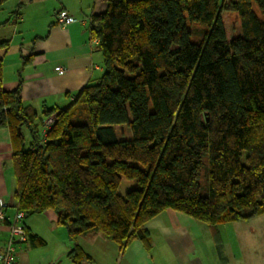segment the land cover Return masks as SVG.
I'll use <instances>...</instances> for the list:
<instances>
[{
    "label": "trees",
    "instance_id": "obj_1",
    "mask_svg": "<svg viewBox=\"0 0 264 264\" xmlns=\"http://www.w3.org/2000/svg\"><path fill=\"white\" fill-rule=\"evenodd\" d=\"M89 31L104 73L44 111L56 115L46 137L19 90H4L0 54V128L21 141L16 211L57 210L76 264L93 262L79 237L148 245L146 224L165 209L213 229L263 215L264 0H108ZM124 178L139 186L122 195Z\"/></svg>",
    "mask_w": 264,
    "mask_h": 264
},
{
    "label": "crops",
    "instance_id": "obj_2",
    "mask_svg": "<svg viewBox=\"0 0 264 264\" xmlns=\"http://www.w3.org/2000/svg\"><path fill=\"white\" fill-rule=\"evenodd\" d=\"M107 1L8 0L0 9L4 90H19L23 105L38 114L40 127L44 111L69 107L85 86L103 75V54L98 40L91 39L89 26L95 14L107 10ZM62 9L75 17L66 27L56 19ZM58 67L66 72L59 74ZM23 133L29 145L30 132L23 128ZM20 146L9 125L0 128V206L6 205L8 217L0 221V251L7 245L16 212L13 155ZM256 218L213 229L190 215L165 209L146 224L148 245L134 239L122 249L101 234L79 237L77 243L93 261L79 264H264V242L258 241L259 226L253 223ZM58 220L55 209L25 216L29 234L44 242L28 240L20 245L14 264H76L69 256L74 242Z\"/></svg>",
    "mask_w": 264,
    "mask_h": 264
},
{
    "label": "built area",
    "instance_id": "obj_3",
    "mask_svg": "<svg viewBox=\"0 0 264 264\" xmlns=\"http://www.w3.org/2000/svg\"><path fill=\"white\" fill-rule=\"evenodd\" d=\"M17 18H20L18 15ZM56 19L60 26L66 27L68 24L75 20V17L66 9H62L57 12ZM96 40V39H95ZM59 74H64L66 69L64 67L56 68ZM56 115L52 114L48 116L42 125V134L47 136V132L55 123ZM45 142V139L43 140ZM6 205L0 206V221H7L8 217L5 211ZM25 212L16 211L10 221V235L7 241V245L4 250L0 251V264H14L17 254V250L20 245L26 243L29 238L28 231L24 224Z\"/></svg>",
    "mask_w": 264,
    "mask_h": 264
},
{
    "label": "rangeland",
    "instance_id": "obj_4",
    "mask_svg": "<svg viewBox=\"0 0 264 264\" xmlns=\"http://www.w3.org/2000/svg\"><path fill=\"white\" fill-rule=\"evenodd\" d=\"M254 10L259 15L262 16V14H261L262 12H261L260 8L255 4H254ZM231 16H232L233 24L235 25L237 32H239V29H240L239 15L237 12H232ZM116 129H117V132H118L120 137H122V136L123 137H132V132L127 126H125V125L117 126ZM138 186L139 185H138V182L136 180H129V179L124 178L122 181V184L119 188V192H120V194L125 195L130 189L136 188ZM263 219H264V214L262 216H260L259 218H256L255 222H253L256 226H259L258 230H257L256 237L258 238V241H260V242H264V229H260V228L264 227ZM259 252H261V250Z\"/></svg>",
    "mask_w": 264,
    "mask_h": 264
}]
</instances>
